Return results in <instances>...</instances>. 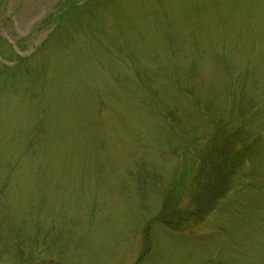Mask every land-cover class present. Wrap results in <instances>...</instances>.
Wrapping results in <instances>:
<instances>
[{
  "label": "rangeland",
  "instance_id": "374dc122",
  "mask_svg": "<svg viewBox=\"0 0 264 264\" xmlns=\"http://www.w3.org/2000/svg\"><path fill=\"white\" fill-rule=\"evenodd\" d=\"M87 1L0 0V264H264V0Z\"/></svg>",
  "mask_w": 264,
  "mask_h": 264
},
{
  "label": "trees",
  "instance_id": "16d2710c",
  "mask_svg": "<svg viewBox=\"0 0 264 264\" xmlns=\"http://www.w3.org/2000/svg\"><path fill=\"white\" fill-rule=\"evenodd\" d=\"M91 2H95V0H88L86 3H83L82 5H74L72 2V4H68L66 3V6L63 7L62 9V12L56 16V25L55 27L51 30L50 32V36L55 32L57 26L60 24V22L68 15L71 14L72 11L74 10H80L81 8L85 7L86 4H90ZM82 10V9H81ZM10 53H12V51L10 50ZM24 61V59L20 58V57H16V64H14L13 66L11 67H2V69H6V70H10V69H13V68H18L19 66H21L20 64ZM16 66V67H15ZM13 69V70H15ZM11 70V71H13ZM220 182L222 181H218L216 183H214L212 186H211V193H210V196L209 195H203L202 196V199H196V211L193 213L195 215H198L202 212H204L206 210V208L208 207V205H211V203L218 197V195L220 194V190H219V187H221V184ZM173 197L169 194L163 201V204H162V208H161V211H160V216H156L153 220L154 221H159L163 224H167L169 222H173V218L175 216L174 212H175V206H174V203H173ZM148 251V250H147ZM147 251H145L144 253H146ZM143 256V255H142ZM141 256V258H142Z\"/></svg>",
  "mask_w": 264,
  "mask_h": 264
}]
</instances>
